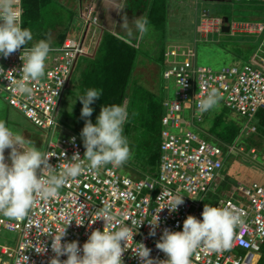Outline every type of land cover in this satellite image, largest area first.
<instances>
[{
  "label": "built area",
  "instance_id": "obj_1",
  "mask_svg": "<svg viewBox=\"0 0 264 264\" xmlns=\"http://www.w3.org/2000/svg\"><path fill=\"white\" fill-rule=\"evenodd\" d=\"M235 1L247 4L264 3V0ZM19 9L23 20L22 0ZM83 20L89 29H98L100 20L93 7L85 13ZM225 25L224 19L212 17L211 12L207 10L202 12L201 34L222 33ZM228 26L233 35L249 36L259 40V46L250 64L241 68L228 67L221 73H214L211 69L197 67L195 63L197 55L193 50L187 51V55L184 53L183 56L186 55L187 59L181 62L176 60L173 63L169 62L171 57L180 56L177 51L167 54L170 68L164 76L167 80L174 78L180 92L177 94V100H167L164 104L167 114L163 119L162 157L157 176L147 175L144 178L122 176L119 173L122 166L112 164L92 170L85 161L84 172L60 188L55 197L49 200L37 197L24 220L16 221L0 215V233L10 232L19 237L17 246L0 244V264H50L55 256L51 249L53 235L61 234L64 228L66 235L62 238V243L78 241L82 248L93 230L103 231L105 221L102 218L98 219V213L105 203L111 206L115 220L125 224H130L132 220L137 222L131 226L135 234L133 240L129 239V249L123 254L124 264H141L132 251L139 247L138 243H143L151 249L152 258L167 259V256L156 248L163 230L182 231L183 222L188 215L202 219L204 198L220 178L225 160L237 150L236 145L227 146L228 151L225 152L220 145H214L190 131L176 135L170 130H182L181 125L184 123L182 114L185 108L191 107L194 116L196 112H200L199 101L205 98L212 87L219 90L228 108L244 117L253 120L264 110V22L235 21L230 22ZM96 34L97 31L94 35ZM23 49L21 46L7 58L0 56V66H3L6 72L19 70L23 63L20 59ZM89 54L90 49L83 38H67L57 51L50 54L46 61L45 75L30 84L32 88L30 96L14 91L18 78L16 72L5 73L7 79L0 76V89L7 94V103L46 134L47 138L40 150L51 156L49 163L53 168L45 169L44 176L57 174L60 165L65 163V160H70L75 152H79L83 158L85 148L82 138L62 131L64 128L60 124L59 114L77 60ZM198 120L202 121L203 117H199ZM57 130L65 135L55 141L54 134ZM258 133V127L254 124L246 131L247 136ZM72 138H75L74 142ZM240 150L245 152L243 147ZM257 150L254 147L251 151L254 160L257 159ZM9 152L10 149L5 157L10 163ZM63 153L66 155L63 156ZM177 195L183 196L184 199L177 212L170 213L167 208L159 212L162 206H166L169 200ZM216 206H235L242 210L244 224L235 229L230 250L219 254H205L200 249L193 255L192 264H262L264 182L239 186L231 196L227 195ZM157 216L158 226L155 227V235H150L153 226L149 222L154 223ZM50 231L54 233L48 234ZM37 246L47 250L37 252ZM66 258L59 257L61 261Z\"/></svg>",
  "mask_w": 264,
  "mask_h": 264
},
{
  "label": "clouds",
  "instance_id": "obj_2",
  "mask_svg": "<svg viewBox=\"0 0 264 264\" xmlns=\"http://www.w3.org/2000/svg\"><path fill=\"white\" fill-rule=\"evenodd\" d=\"M19 4L20 0H0V56L7 58L21 46H26L20 56L22 67L7 72H16L18 75L14 91L30 96V84L45 75L46 61L58 49L53 47L51 38L47 36L27 47L33 40V34L29 28L22 27ZM120 26L126 32V37L120 38L129 45L137 33L142 38L149 31L146 16L134 19L130 26L125 15ZM7 72L0 66V76L7 79L4 75ZM101 96L102 90L88 89L83 95L76 97L83 105L81 117L85 118V124L80 135L85 152L83 158L79 152L73 153L70 160H65L60 165V171L53 175H43L45 169L53 168L49 163L51 156L41 151L32 140L14 131L6 120L0 119V215L16 221L24 220L37 197L42 200L55 197L60 188L84 172L85 161L89 169L96 170L107 164L122 166L131 159L130 143L124 135V125L129 120L124 104L103 105L96 123L89 119L94 111L91 105ZM221 99L219 90L212 87L205 98L199 101L198 109L201 114L208 112L217 107ZM74 141L75 138H72V142ZM6 149H10V163L6 161ZM64 155L66 154L63 153ZM183 203V196H174L159 212L164 208L170 213L177 212ZM201 216L202 219H198L194 215H188L183 222L182 231L163 230L156 248L167 256L166 260L152 258L151 249L143 243H138L139 247L132 250L133 253L141 264H192L193 255L200 249L205 254H219L230 250L235 229L244 224L242 210L235 206L220 207L205 203ZM98 217L105 221L103 231L93 230L82 248L78 241L62 243L66 228L59 235L50 231L48 234L54 233L51 249L55 253L50 264H124L123 254L129 249V239L133 240L135 234L131 226L137 222L132 220L130 224H125L115 220L111 206L106 203L101 207ZM149 223L153 226L150 235H155L158 216L154 223ZM46 250L41 246L36 247L37 252ZM61 256L67 258L61 261Z\"/></svg>",
  "mask_w": 264,
  "mask_h": 264
},
{
  "label": "rangeland",
  "instance_id": "obj_3",
  "mask_svg": "<svg viewBox=\"0 0 264 264\" xmlns=\"http://www.w3.org/2000/svg\"><path fill=\"white\" fill-rule=\"evenodd\" d=\"M139 2V3H138ZM144 2V3H143ZM149 0H133L129 4H134L132 9H137V5H146L150 3ZM66 3V5H64ZM50 7L41 10L45 18L50 20L52 18L51 11H54L55 18H59L61 21H71V2L67 0H50ZM136 7V8H135ZM129 9V8H128ZM69 10V11H68ZM127 10V8H126ZM175 10H179L174 12ZM207 10L211 12L212 17L216 19L230 18L231 23L235 21L251 22L263 20L264 22V3L247 4L239 3L235 0H170V7L168 11L169 23L167 29V35L162 38L161 31L156 32L153 26H148L149 31L142 38H139L145 47L148 42L154 41V36L159 38L160 48H166L169 52L177 51L179 53L178 58L171 57L169 62L184 61L187 59V51L193 50L197 54L196 65L200 68L211 69L214 73H221L225 68L237 66L241 68L244 65L251 63V59L259 46V40L257 38L243 35H233L226 33L213 32L207 35L200 34L199 16L202 11ZM40 12V13H41ZM175 13V17L174 13ZM42 15V16H43ZM148 14L146 13V17ZM24 18V17H23ZM70 19V20H69ZM78 24L79 28H83V24L79 20H74ZM29 19H23V27H27ZM196 23H198L196 25ZM38 24V23H37ZM36 24V25H37ZM199 26V33L196 27ZM125 37V35H123ZM138 36V35H137ZM137 40V41H138ZM149 50V49H148ZM143 52V53H142ZM140 52L144 55L145 59L151 57V53L147 50ZM186 53L185 56L183 54ZM156 54L157 51H156ZM144 61L140 59L139 62ZM152 66H155L154 71L149 75L135 74L133 76V84L144 88L146 91L156 94L159 98L169 99L175 101L178 99L177 94L180 89L177 87V83L174 78L167 80L164 76L165 72L170 68L169 62L162 63V61L151 60ZM145 62V61H144ZM78 71L85 65H89V58L81 57L79 59ZM77 91L76 89L74 90ZM73 92H68V96L65 95L64 102L61 107L59 118L72 129L73 132L79 134L85 124V118L81 117L82 103L79 99L74 97ZM76 95V94H75ZM7 94L0 89V119L6 120L9 127L14 131L21 133L26 139L32 140L35 145L41 149L43 142L46 140V134L42 130H39L32 125L21 113L12 108L6 101ZM76 101V102H75ZM75 102V104H74ZM74 104V105H73ZM99 111V110H98ZM100 112L92 114L89 118L92 122L96 123V117ZM184 123H182V130L171 129L170 131L176 135H183L190 131L198 135L202 139H206V135L213 133L214 123L218 116H224L229 126H237L243 130V135L237 142V150L231 154L225 160V166L221 171L220 178L213 186L209 194L204 198L205 203H211L215 206L220 200L225 199L226 196H231L232 193L239 186H251L254 183L264 182V146L262 149L257 148V159L254 160V156L251 154L252 149L255 147L259 134L246 135V131L253 124L259 127L257 119H250L242 116L240 113L228 108L225 104V99H221L219 104L214 109L205 112L203 115L200 112H196L195 116L191 107L185 108L182 114ZM203 117V120H198L199 117ZM64 128V127H63ZM67 128V127H66ZM66 132L64 129L62 130ZM60 130H57L54 134V140L58 141L64 137L65 134ZM212 144L217 145L215 141H210ZM263 143V142H261ZM243 147L245 152H241L240 148ZM133 155L139 153L137 147ZM9 149L5 150L7 155ZM122 176L133 177L132 172L122 167L119 171ZM65 193L64 190H61ZM19 243V237L17 234L10 232H2L0 234V244L2 246L11 245L17 246ZM264 264V260L263 263Z\"/></svg>",
  "mask_w": 264,
  "mask_h": 264
},
{
  "label": "trees",
  "instance_id": "obj_4",
  "mask_svg": "<svg viewBox=\"0 0 264 264\" xmlns=\"http://www.w3.org/2000/svg\"><path fill=\"white\" fill-rule=\"evenodd\" d=\"M149 1H152L151 5L150 3L140 5L139 12L147 13L148 26H153L156 32H163L159 36L165 38L169 23L170 0ZM22 3L24 18L34 21L39 17L45 0H22ZM120 37L109 32L104 35L98 54L94 58L88 57L90 64L83 66L79 71L77 70L69 84L70 89L68 87L69 90H66L65 95L71 91L72 95L77 97L83 95L88 89L102 90V96L91 105L94 109L92 114L100 112L103 105L124 104L129 113V120L124 125V135L129 140L133 154L134 147H137L139 153L132 154L131 159L122 167L128 168L134 178H144L147 175L156 177L162 157L163 119L167 114L164 106L166 99L159 98L156 94L133 84V76L141 50L136 43L132 42L129 45ZM66 40L67 38L64 36L62 44ZM166 55L167 50L164 47L160 60L164 64ZM257 118L259 141H255V147L262 149L264 145V110L258 114ZM59 121L62 127L70 128L63 119L59 118ZM212 129L213 133L206 135V140L215 141L225 152L228 151L227 146L237 145L243 135V130L237 126H229L224 116L216 118ZM76 135L81 137L79 134Z\"/></svg>",
  "mask_w": 264,
  "mask_h": 264
},
{
  "label": "crops",
  "instance_id": "obj_5",
  "mask_svg": "<svg viewBox=\"0 0 264 264\" xmlns=\"http://www.w3.org/2000/svg\"><path fill=\"white\" fill-rule=\"evenodd\" d=\"M67 1L71 2V10L70 11L68 10L71 15L70 16L71 21L66 24V22L61 21L59 18H55V16L53 15L54 14L53 10L51 11L50 14L52 18L50 20L45 18L43 12L51 5L50 0H45L44 3L45 9L40 13L39 17L36 20L32 21L31 23L28 22V25L26 27L29 28L33 34V40L29 42L27 47H31L32 44L36 43L40 39H43L47 36L51 38L53 42V47L58 49L63 45L62 38L64 36L66 38L82 39L84 35L87 33L88 36L86 39V46L90 49V54L89 56H86V58L88 57L94 58L98 54L99 46L102 42V38L106 33L109 32L111 34L119 35L121 37H124L123 35H125L126 37L125 30L120 26L122 23L123 16L125 15L127 16L130 26L132 25V21L134 19L138 17L146 16V13L142 11L139 12V8L132 9L134 4L131 3L129 4L130 0H67ZM132 1L133 0H131V2ZM64 5H66V3H64ZM146 5H148V3H146ZM139 6L140 4L137 5V7ZM91 7L95 9L96 15L100 20L98 29H93V28L88 29L85 21L83 20L85 13H88L89 8ZM176 11H178L179 13V10H175L174 12ZM173 17H175V13ZM75 19L81 21V23L83 24V28H79L78 24L75 23L74 21ZM197 24L198 23H196V25ZM93 30L97 31L96 36L94 35L95 31ZM196 30L199 33V26L196 27ZM138 37L139 34L137 33L136 37L132 40V42L138 45L141 52L142 49L147 50L148 53H151V57L149 59L161 60L162 49L160 48L159 42L157 41L159 38H156V36H154L155 38L154 41L148 42L147 46L145 47L146 43L144 42L142 45V42L138 40L140 37L139 38ZM162 38H164V36H162ZM156 51L158 54H156ZM170 53L171 52L167 50V54ZM140 59H144L145 62L144 61L142 62V60L141 62H139ZM149 59H145L144 55L141 54V57H139L138 65L135 70V74H142L144 72L146 73L145 75H149L151 74V72L154 71L155 66H152V63L149 61ZM78 65L76 67L75 73L77 72ZM67 96H68V92H67ZM64 129L67 133L72 132V129L68 127ZM217 204L218 203H216L215 206Z\"/></svg>",
  "mask_w": 264,
  "mask_h": 264
},
{
  "label": "water",
  "instance_id": "obj_6",
  "mask_svg": "<svg viewBox=\"0 0 264 264\" xmlns=\"http://www.w3.org/2000/svg\"><path fill=\"white\" fill-rule=\"evenodd\" d=\"M223 19H224V22L226 23V25L223 27V29H222V33L230 34V33H231V29H230V27L228 26V24L230 23V18L226 17V18H223ZM88 29H89V27H88ZM87 36H88V34L86 33V34L84 35V37H83L84 41H86ZM78 62H79V60H77V62H76V64H75V67H74V69H73V73H72V76H71V78H70V82H69V84L71 83V81H72V79H73V76H74V73H75L76 67H77V65H78Z\"/></svg>",
  "mask_w": 264,
  "mask_h": 264
}]
</instances>
